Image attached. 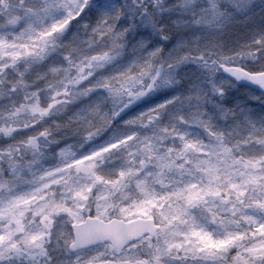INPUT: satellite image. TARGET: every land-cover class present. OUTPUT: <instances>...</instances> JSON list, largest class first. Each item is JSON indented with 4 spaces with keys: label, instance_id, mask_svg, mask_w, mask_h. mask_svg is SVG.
<instances>
[{
    "label": "clouds",
    "instance_id": "1",
    "mask_svg": "<svg viewBox=\"0 0 264 264\" xmlns=\"http://www.w3.org/2000/svg\"><path fill=\"white\" fill-rule=\"evenodd\" d=\"M28 2L38 11L22 23L4 27L0 19L8 42L0 48L3 207L49 170L84 182L87 174L69 166L112 145L101 166L140 170L154 195L195 185L227 198L185 205L188 222L170 226L171 248L154 232L133 251L159 238L163 264H264L249 251L264 252V208L250 205L264 200V0ZM10 3L0 0V12ZM63 187L53 185L49 199L70 196ZM36 206L21 205V230L0 216V235L13 231L0 264H88L97 249L112 251L73 247L67 226L43 227ZM171 206L159 200L152 211ZM209 206L236 219L210 222ZM193 215L211 238L191 234ZM37 230L44 235L28 240Z\"/></svg>",
    "mask_w": 264,
    "mask_h": 264
},
{
    "label": "snow or ice",
    "instance_id": "2",
    "mask_svg": "<svg viewBox=\"0 0 264 264\" xmlns=\"http://www.w3.org/2000/svg\"><path fill=\"white\" fill-rule=\"evenodd\" d=\"M56 0L48 7H55ZM38 11L28 0H11L9 7L0 12V19L4 27L18 25L29 16ZM7 41L0 39V48L7 45ZM104 87H111L105 81ZM112 145L102 146L87 153L76 160L71 167H80L81 171L87 174L84 182H77L70 175H61L63 170L54 169L42 173L33 181L35 187L27 192L13 196L7 201V208L3 207L0 200V216L10 215L17 225L16 230L25 228L24 213L21 205L36 203L32 208V213L41 219L43 227H51L57 220L67 226V231L61 229L62 234L73 247H90L94 245L107 244L112 251H99L97 249L88 264H163L165 249L161 247V240L158 238L155 245L149 247L148 251H133L139 248L134 241H142L148 233H158V237H163V243L171 248L168 240L169 228L177 221L187 223L185 217L188 210L185 205L198 206L205 201L208 195L223 198L220 188L200 189L195 185L176 189L163 195L152 193V189L145 179L141 178L140 170L129 167H121L117 170L105 169L101 166V160L106 152L110 151ZM135 176V187H132V177ZM0 180V189L3 187ZM63 184V190L69 195L56 196L49 199V189L53 185ZM183 201L179 207L173 203V198ZM159 200H166L171 207L160 208L159 212L152 211L154 206H158ZM250 205L264 208V200L259 197L250 200ZM19 210V211H18ZM210 222H216L227 227V223L233 222L232 218L220 215V209L206 207ZM236 213V207L231 209ZM243 219L253 222L254 217L245 215ZM200 221L193 215L191 217L190 232L211 238V233H207L199 227ZM261 234L264 235V224H260ZM44 235L42 230L32 231L27 237L30 241H36ZM231 235V234H230ZM13 238V231L0 235V256L5 249V241ZM103 242V243H101ZM11 247H16L12 244ZM119 249V252H117ZM255 256L264 260V252H257L249 249Z\"/></svg>",
    "mask_w": 264,
    "mask_h": 264
},
{
    "label": "rangeland",
    "instance_id": "3",
    "mask_svg": "<svg viewBox=\"0 0 264 264\" xmlns=\"http://www.w3.org/2000/svg\"><path fill=\"white\" fill-rule=\"evenodd\" d=\"M224 194H225V193H221V195H224ZM220 215L224 216L225 213L220 212ZM228 215L231 216V218H232L233 221L236 219V216H235V215H232V213H229ZM237 215H238V214H237Z\"/></svg>",
    "mask_w": 264,
    "mask_h": 264
}]
</instances>
